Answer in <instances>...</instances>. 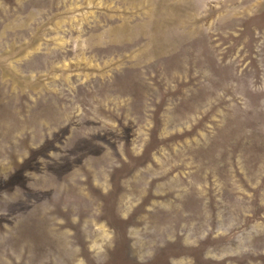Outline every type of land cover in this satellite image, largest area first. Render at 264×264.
Wrapping results in <instances>:
<instances>
[{"label":"rangeland","instance_id":"rangeland-1","mask_svg":"<svg viewBox=\"0 0 264 264\" xmlns=\"http://www.w3.org/2000/svg\"><path fill=\"white\" fill-rule=\"evenodd\" d=\"M35 263L264 264V0H0V264Z\"/></svg>","mask_w":264,"mask_h":264},{"label":"trees","instance_id":"trees-1","mask_svg":"<svg viewBox=\"0 0 264 264\" xmlns=\"http://www.w3.org/2000/svg\"><path fill=\"white\" fill-rule=\"evenodd\" d=\"M41 212V208H39V210L37 211L34 207H30L28 210L25 211V217L26 219H23L24 221H22L23 223L21 224V227H19L18 231H17V235L14 236V240L12 241V244L14 245L15 249L12 250L13 252H11V255L14 257L16 254H20V250L21 248L24 249L25 255H29V248L32 246L30 243L26 242L24 239L27 236V230L29 231H34L36 230L37 233L46 231L45 225H48V221L47 219H45L44 217H41L39 215V213ZM37 218L43 219V222L40 223ZM38 224V226H37ZM23 226V227H22ZM23 228V229H22ZM26 242V243H25ZM17 247H16V246ZM36 251V249H35ZM24 255V256H25ZM17 261V260H15ZM36 262H39L38 260L35 259ZM37 264V263H35Z\"/></svg>","mask_w":264,"mask_h":264},{"label":"water","instance_id":"water-1","mask_svg":"<svg viewBox=\"0 0 264 264\" xmlns=\"http://www.w3.org/2000/svg\"><path fill=\"white\" fill-rule=\"evenodd\" d=\"M13 120H14V124L16 125V124H19V122L17 121V119H14V118H12Z\"/></svg>","mask_w":264,"mask_h":264}]
</instances>
